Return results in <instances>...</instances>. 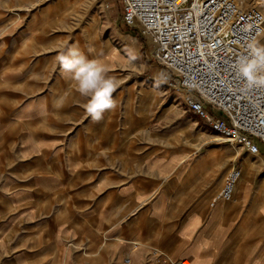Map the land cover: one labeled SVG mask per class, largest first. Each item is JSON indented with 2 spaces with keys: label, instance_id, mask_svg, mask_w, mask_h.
Returning a JSON list of instances; mask_svg holds the SVG:
<instances>
[{
  "label": "crops",
  "instance_id": "obj_1",
  "mask_svg": "<svg viewBox=\"0 0 264 264\" xmlns=\"http://www.w3.org/2000/svg\"><path fill=\"white\" fill-rule=\"evenodd\" d=\"M57 69L31 90L0 81V246L15 247L3 264H264L263 180L209 204L230 154L214 131L187 147L119 111L93 122Z\"/></svg>",
  "mask_w": 264,
  "mask_h": 264
},
{
  "label": "rangeland",
  "instance_id": "obj_2",
  "mask_svg": "<svg viewBox=\"0 0 264 264\" xmlns=\"http://www.w3.org/2000/svg\"><path fill=\"white\" fill-rule=\"evenodd\" d=\"M259 2L264 8V0ZM124 28L119 0H0V81L8 78L10 83L11 79L23 77L25 81L19 87L24 90H31L34 83L46 84L59 73V52L78 44L89 59L102 60L107 75L118 84L112 94L117 107L109 117L119 111L137 129L150 128L156 137L154 142L188 147L196 132L211 130L210 127L187 111L182 92L168 88L162 81L160 69L151 57L150 40L138 31L136 36L126 33ZM88 47L95 51L89 53ZM129 51L137 59L130 61ZM21 65L23 70L18 69ZM144 97H150L151 103L143 102ZM211 142L230 151L224 157L228 159L225 177L233 167L241 168L236 190L241 183L254 179L264 183V166L256 170V165L264 163L263 144L260 155L253 156L216 133ZM13 248L0 246V264L7 251L12 255Z\"/></svg>",
  "mask_w": 264,
  "mask_h": 264
},
{
  "label": "built area",
  "instance_id": "obj_3",
  "mask_svg": "<svg viewBox=\"0 0 264 264\" xmlns=\"http://www.w3.org/2000/svg\"><path fill=\"white\" fill-rule=\"evenodd\" d=\"M119 1L123 22L150 40L162 81L182 92L187 111L233 147L260 155L264 89H246L234 67L247 42L264 32L260 0ZM259 39L264 44V36ZM241 177V168L229 170L211 206L229 201Z\"/></svg>",
  "mask_w": 264,
  "mask_h": 264
},
{
  "label": "clouds",
  "instance_id": "obj_4",
  "mask_svg": "<svg viewBox=\"0 0 264 264\" xmlns=\"http://www.w3.org/2000/svg\"><path fill=\"white\" fill-rule=\"evenodd\" d=\"M264 32L257 33L247 42V54L236 61L234 67L238 76L242 77L246 89H264V44L260 37ZM95 50L88 47V52ZM127 51V49H126ZM137 56L129 51V60L134 61ZM61 75L77 85L79 93L87 97L84 105L87 114L93 122L103 119L105 111L114 110L117 102L112 94L118 87L114 77L107 75V69L100 59H89L78 44H72L62 49L56 57Z\"/></svg>",
  "mask_w": 264,
  "mask_h": 264
},
{
  "label": "trees",
  "instance_id": "obj_5",
  "mask_svg": "<svg viewBox=\"0 0 264 264\" xmlns=\"http://www.w3.org/2000/svg\"><path fill=\"white\" fill-rule=\"evenodd\" d=\"M124 27H125L124 31H126V33H131V34H134L136 36L137 30L129 28L125 23H124Z\"/></svg>",
  "mask_w": 264,
  "mask_h": 264
},
{
  "label": "bare ground",
  "instance_id": "obj_6",
  "mask_svg": "<svg viewBox=\"0 0 264 264\" xmlns=\"http://www.w3.org/2000/svg\"><path fill=\"white\" fill-rule=\"evenodd\" d=\"M260 3V2H259ZM187 264H191L189 261L186 262Z\"/></svg>",
  "mask_w": 264,
  "mask_h": 264
}]
</instances>
